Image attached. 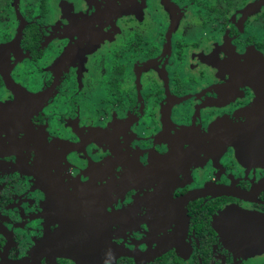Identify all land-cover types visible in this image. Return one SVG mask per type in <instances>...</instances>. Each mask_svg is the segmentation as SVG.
Masks as SVG:
<instances>
[{
	"label": "flooded vegetation",
	"instance_id": "obj_1",
	"mask_svg": "<svg viewBox=\"0 0 264 264\" xmlns=\"http://www.w3.org/2000/svg\"><path fill=\"white\" fill-rule=\"evenodd\" d=\"M0 264H264V0H0Z\"/></svg>",
	"mask_w": 264,
	"mask_h": 264
}]
</instances>
